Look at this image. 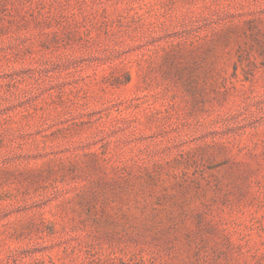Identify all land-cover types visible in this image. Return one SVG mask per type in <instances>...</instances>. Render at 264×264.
Instances as JSON below:
<instances>
[{"label": "rangeland", "instance_id": "obj_1", "mask_svg": "<svg viewBox=\"0 0 264 264\" xmlns=\"http://www.w3.org/2000/svg\"><path fill=\"white\" fill-rule=\"evenodd\" d=\"M0 264H264V0H0Z\"/></svg>", "mask_w": 264, "mask_h": 264}]
</instances>
